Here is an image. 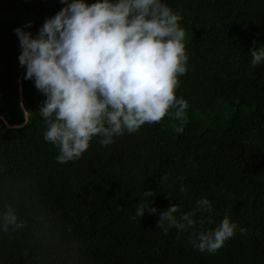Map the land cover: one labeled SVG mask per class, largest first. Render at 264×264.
Returning a JSON list of instances; mask_svg holds the SVG:
<instances>
[{
    "label": "trees",
    "instance_id": "16d2710c",
    "mask_svg": "<svg viewBox=\"0 0 264 264\" xmlns=\"http://www.w3.org/2000/svg\"><path fill=\"white\" fill-rule=\"evenodd\" d=\"M163 2L186 31L188 71L176 89L189 103L186 122L170 109L108 146L97 135L80 158L58 163L15 29L31 21L36 35L65 5L0 0V212L11 205L24 221L0 229V264H264V65L253 67L250 55L264 44V0ZM148 189L158 212L133 220ZM204 197L211 213L197 210ZM172 203L177 218L195 212L194 228H158ZM225 215L247 234L198 251L193 233Z\"/></svg>",
    "mask_w": 264,
    "mask_h": 264
},
{
    "label": "clouds",
    "instance_id": "9594fccd",
    "mask_svg": "<svg viewBox=\"0 0 264 264\" xmlns=\"http://www.w3.org/2000/svg\"><path fill=\"white\" fill-rule=\"evenodd\" d=\"M61 3L65 6L46 18L36 35L26 30L31 21L15 29L22 49L20 65L26 66V78L34 79L44 96L38 113L45 118V141L60 149L58 163L80 158L97 135L100 144L108 146L114 136L158 122L170 109L173 118L186 122L189 103L176 96L189 61L178 13L163 0ZM250 55L253 67L264 65V44L254 47ZM175 130L182 133L183 124ZM168 179L165 174L163 180ZM180 190L186 191L183 184ZM150 197L148 189L133 206V220H141L145 212H158ZM196 205L200 212H212L207 197ZM6 208L0 212V229L23 227L16 210L11 205ZM179 211V205L172 203L159 212L158 228L165 234L170 228L181 232L194 228L195 212L177 218ZM199 223L203 225L205 219L201 217ZM237 231L247 234L248 229L225 215L214 230L194 232L192 243L198 251L215 253Z\"/></svg>",
    "mask_w": 264,
    "mask_h": 264
}]
</instances>
